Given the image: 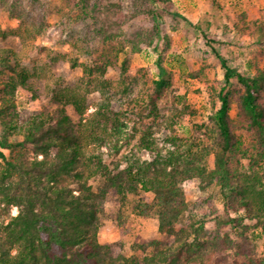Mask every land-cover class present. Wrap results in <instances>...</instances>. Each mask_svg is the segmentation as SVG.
<instances>
[{"label": "trees", "instance_id": "16d2710c", "mask_svg": "<svg viewBox=\"0 0 264 264\" xmlns=\"http://www.w3.org/2000/svg\"><path fill=\"white\" fill-rule=\"evenodd\" d=\"M63 2L73 8L81 5L79 10L85 4ZM237 18L243 22L242 15ZM241 31L255 36L244 70L232 69L221 59L223 78L209 86L210 109L200 123L201 134L191 139L167 135L163 141L169 145H158L152 128L161 116L157 102L171 79L164 61L166 35L154 76L148 67H140L138 74L130 71V57L140 50L138 39L116 30L103 32L102 48L83 64L81 76L85 84L102 90L94 111L84 115V97L76 91L54 94L58 102L73 106L77 122L63 106L19 115L16 91L32 92L29 73L13 48L0 47V203L8 216L0 222V264H264V254L258 260L251 256L249 227L241 217H229L233 238L228 233L211 235L194 214L175 227L185 208L179 184L201 176L227 186L230 208H242L264 229L259 172L264 165V8L252 26L243 25ZM114 66L120 71L117 86L104 78L106 69ZM186 113L194 114L176 110L168 125ZM243 134L249 143H243ZM91 142L95 148L87 147ZM103 150L113 158L107 160ZM96 178L100 184L94 192L88 180ZM147 191L154 193L158 207L160 238L148 241L153 252L142 258L115 253L113 243L97 236L99 198L121 203L129 193H137L140 203L134 209L146 216L149 204L141 198ZM10 206L16 207L14 215Z\"/></svg>", "mask_w": 264, "mask_h": 264}, {"label": "rangeland", "instance_id": "374dc122", "mask_svg": "<svg viewBox=\"0 0 264 264\" xmlns=\"http://www.w3.org/2000/svg\"><path fill=\"white\" fill-rule=\"evenodd\" d=\"M80 6L69 7L63 0H0V47H11L20 55L32 88V92L16 91L19 115L30 116L63 106L70 119L77 122L79 119L73 106L58 102L54 94L56 91H76L78 97H84V115L94 111L102 98V90L93 84H85L81 76L83 64L91 55L100 52L103 32L111 29L138 39L140 50L130 57V71L138 74L140 67H148L154 76L159 71L155 59L164 47L166 35L169 45L164 61L171 79L157 102L161 116L152 128L159 137L157 144L169 145L163 141L167 135L191 139L201 134L200 123L206 120L210 109L209 86L217 85L223 78L220 60L232 69L244 70L254 48L255 36L242 32L241 28L252 26L264 8V0H169L163 3L154 0H85L83 10H79ZM238 15L244 17L242 23ZM97 29L100 35H97ZM104 78L117 86L121 81L118 66L108 67ZM140 83L135 86V92L140 89ZM185 109L193 110L194 114L186 113L169 126L168 117L176 110ZM231 115L234 119V111ZM236 133L241 134L242 130L237 129ZM242 139L245 144L250 141L244 134ZM87 147L95 148V145L91 142ZM5 153L8 155L7 150ZM103 155L107 160L113 158L106 150ZM142 156L148 157L147 152L143 151ZM246 163V159H242L244 166ZM210 168L211 163L207 162V171ZM259 172L263 174L264 183V165ZM88 183L96 192L100 178L90 179ZM72 188L76 186L72 185ZM179 189L185 208L178 216L176 228L194 214L211 235L221 237L228 233L233 238L235 234L229 217L238 216L249 227L251 256L256 260L263 256L264 229L255 219L247 218L242 208H230L227 186L213 179L193 176L183 180ZM138 198L137 193H129L121 203L114 202L109 196L99 198L97 236L113 243L115 253L142 258L153 252L148 241L160 238V234L154 193L142 194V202L149 204L146 216L134 209L140 203ZM1 207L0 203V222H6L8 216ZM16 212V207H9L10 215Z\"/></svg>", "mask_w": 264, "mask_h": 264}]
</instances>
